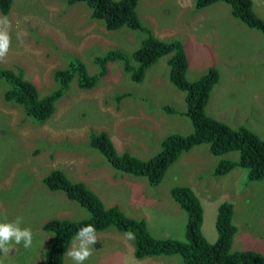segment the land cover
<instances>
[{
  "label": "rangeland",
  "instance_id": "374dc122",
  "mask_svg": "<svg viewBox=\"0 0 264 264\" xmlns=\"http://www.w3.org/2000/svg\"><path fill=\"white\" fill-rule=\"evenodd\" d=\"M252 2L254 13L264 19V0ZM195 3L139 0L137 10L142 23L156 37L164 41L178 39L185 45L189 80L202 75L210 65L217 68L219 78L210 92L208 112L233 127L246 125L264 138V34L235 17L224 1L206 7ZM90 12L85 1L13 0L7 14L0 11V17H8L11 23V46L0 60V68L19 66L43 95L56 87L54 71L65 68L70 59L81 60L88 73L94 74L99 71L96 57L111 49L130 55L140 46L143 32L126 26L108 30ZM214 14L225 20L217 40L229 49L225 57L220 55L225 51H218L209 41L217 28ZM251 52L252 63L247 64L243 54ZM168 56L149 67L141 81L131 79L119 61L108 63L106 74L91 88H81L73 79L56 101L53 114L41 121L32 119L19 103L3 98L7 85L0 80V221L20 217L21 227L33 233L30 248L21 243L14 245L10 253L0 252L2 264H45L52 234L43 229V224L51 218L79 220L89 216L62 190L44 185L43 177L55 168L73 181L84 178L81 168H101L95 172L99 180L87 184L101 194L105 206L109 194L129 199L130 182L134 180L135 186L142 187L141 207H124L121 198L114 205L128 216L133 213L144 218L155 237L183 239L186 214L171 197L169 188L175 184L193 185L201 193V231L208 241L216 238L217 206L225 197L233 204V219L240 235L236 240H243L247 233L264 244V177L249 180L247 169L240 166L224 175L210 173L219 158L237 159L238 151L217 156L206 144L195 145L179 155L157 186L150 187L144 177L118 171L88 144L92 131H105L119 151L127 150L144 159L160 149L167 133L192 131L189 118L181 113L185 110V93L168 78ZM198 158L202 161L197 162ZM210 179L219 180V188L206 185L205 180ZM108 231L117 230L110 227ZM109 240L107 235L103 237L98 255L113 249ZM128 244L134 248L133 238ZM164 256L168 258L152 256L146 260L150 264H184L178 254ZM142 258L137 261L141 263ZM63 264L75 262L63 256Z\"/></svg>",
  "mask_w": 264,
  "mask_h": 264
},
{
  "label": "trees",
  "instance_id": "16d2710c",
  "mask_svg": "<svg viewBox=\"0 0 264 264\" xmlns=\"http://www.w3.org/2000/svg\"><path fill=\"white\" fill-rule=\"evenodd\" d=\"M13 0H0V11L8 13ZM85 1L91 9L90 16L102 20L106 29L117 30L126 26L145 34L140 46L130 55L120 49L108 50L95 58L99 71L89 74L85 64L72 58L63 69L53 74L56 87L41 95L37 86L27 79L19 66L0 68V80L7 85L3 98L13 100L26 110L34 120L49 118L56 101L65 94L73 79L81 88H91L106 74L107 64L119 61L131 79L141 81L147 69L161 57L167 59L168 78L178 89L184 91L185 114L192 126L187 134L167 133L160 141V149L147 158H139L127 150L119 151L105 131L91 132L88 144L97 149L120 172L144 177L150 187L157 186L168 168L182 152L198 144H206L213 155L238 151L237 159L219 158L213 175H224L234 167L247 169L249 180L264 177V138L244 125L232 127L226 121L210 114L207 110L210 92L218 81L219 72L210 65L202 75L189 80L186 75L188 57L183 43L178 39L164 41L156 37L150 28L142 23L137 6L139 0H67L72 3ZM197 7H206L224 1L231 7L232 14L250 28L264 34V19L254 13L252 0H195ZM176 112V109L169 108ZM44 185L50 190H62L66 197L86 209L89 216L72 220L51 218L43 229L52 234L46 247L45 264H63V256L78 230L89 224L96 230L114 227L119 231L132 233L134 256L178 254L184 264H264V252L247 248H233L237 226L233 219V204L223 200L217 206L215 216L216 238L208 241L201 231L203 207L201 200L188 184L170 186L171 197L186 214L183 239L155 237L148 229L144 218L126 215L116 205L105 206L96 192L82 181L71 180L60 168L51 169L43 177Z\"/></svg>",
  "mask_w": 264,
  "mask_h": 264
},
{
  "label": "crops",
  "instance_id": "0c3cea01",
  "mask_svg": "<svg viewBox=\"0 0 264 264\" xmlns=\"http://www.w3.org/2000/svg\"><path fill=\"white\" fill-rule=\"evenodd\" d=\"M218 4H215V6ZM215 19H214V23L216 24L217 28L214 30V33L211 34V37L209 38V41L211 42V44L218 50V51H225V53L220 54L222 57L228 56L229 55V49L223 48L222 44L220 42H218V37L221 33L220 28L223 26H225V20L223 18H219L217 14H214ZM254 37L255 36V32H252ZM224 35V39H225V32H223ZM184 49L186 51L185 45ZM187 53V51H186ZM252 52L251 53H245L243 54L244 57H246V59L248 60V63H252ZM188 57V54H187ZM189 62V59H188ZM246 64V65H247ZM260 67H263V65H259ZM189 67V65H188ZM188 70V69H187ZM187 75V72H186ZM235 107L232 106V109H234ZM240 113V109L238 110ZM232 111L229 113V115L231 116ZM202 160L200 158H198L197 162H201ZM101 170V168L98 167H84L81 168L80 171L85 172L84 173V178L80 179V181H83L89 188H91L87 182H95L97 180H99V174L95 173L96 171ZM111 176H107V179H110ZM219 180H215V179H210V180H205L206 185H208L210 188H219ZM131 183V188H130V197L129 199L123 198V197H116L115 195H108L107 196V200L108 203L107 205H114L117 203V198H121L124 200V207L127 206V208H140L141 207V191H142V187L139 186H135L134 184V180L130 182ZM202 186V185H201ZM193 188V190L195 191V193L197 194V196L199 197V194H201L199 191L196 190V188L192 185L191 186ZM203 187V186H202ZM92 189V188H91ZM110 190H116L115 187H110ZM96 195L102 200V202L104 204H106V201L103 199V197L101 196V194L98 191H95ZM205 192V190L203 191V193ZM200 198V197H199ZM201 200V199H200ZM225 200V197H224ZM130 216L135 217L133 213H130ZM233 217H234V211H233ZM135 218H140V217H135ZM257 218H261V217H257ZM147 222V221H146ZM110 228V227H109ZM103 229V230H96V236H97V241L95 242V244L92 246V255L83 262V264H85L87 261H89L88 264H150L149 260H146L152 256H147L145 258L140 259L141 263H139L137 261V257L134 256V248L133 245H129L128 244V237H127V233L126 232H122L117 230L116 228V232L115 231H108V229ZM122 233H124V236ZM107 235V237L110 239L108 242L110 244H113V249H110L108 251H103L102 253H100V255H98V250L100 247V243L103 241V237ZM239 235V230L237 227V233L234 236L233 239V248H237V249H247V248H252V249H256L259 251L264 252V244H262L260 242L259 239L254 238L252 236H250L249 234L245 233V235L243 236V240L239 241L236 240L237 237ZM242 236V235H241ZM240 237V235H239ZM75 240V237H73V239L70 242V245L65 253V257H68V252L71 249L72 246V242ZM235 245H237L238 247H234ZM154 257V256H153ZM155 257H165L164 255H159V256H155ZM165 258H168L167 256ZM0 264H2V262H0ZM153 264H162V261L160 262H156Z\"/></svg>",
  "mask_w": 264,
  "mask_h": 264
},
{
  "label": "clouds",
  "instance_id": "9594fccd",
  "mask_svg": "<svg viewBox=\"0 0 264 264\" xmlns=\"http://www.w3.org/2000/svg\"><path fill=\"white\" fill-rule=\"evenodd\" d=\"M10 29H11V23L8 17L6 16L0 17V60H3V58L6 57L9 48L11 46ZM254 133L257 134L256 132ZM223 155H219V156H223ZM21 223H22V219L20 217H17L13 221H8L6 218L3 221H0V252H3L5 254L10 253L13 250L14 245H19L21 243H23V246L26 249L32 246L33 233L30 228L27 227L22 228ZM126 235L128 239L133 238L132 233H127ZM76 241H78V243H76ZM96 241H97L96 229L93 225L89 224L87 226L80 228L76 233L73 247L69 250L68 256L75 262V264H83V262L92 255V246L95 244Z\"/></svg>",
  "mask_w": 264,
  "mask_h": 264
},
{
  "label": "bare ground",
  "instance_id": "6f19581e",
  "mask_svg": "<svg viewBox=\"0 0 264 264\" xmlns=\"http://www.w3.org/2000/svg\"><path fill=\"white\" fill-rule=\"evenodd\" d=\"M217 161H218V160H217ZM217 161H216V162H217Z\"/></svg>",
  "mask_w": 264,
  "mask_h": 264
}]
</instances>
